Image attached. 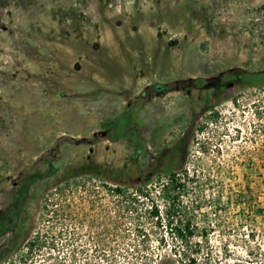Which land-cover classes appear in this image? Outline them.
Returning a JSON list of instances; mask_svg holds the SVG:
<instances>
[{
    "label": "rangeland",
    "instance_id": "374dc122",
    "mask_svg": "<svg viewBox=\"0 0 264 264\" xmlns=\"http://www.w3.org/2000/svg\"><path fill=\"white\" fill-rule=\"evenodd\" d=\"M249 74H264V0H0L1 228L19 184L48 163L178 167L174 220L191 237L164 227L157 199L163 226H143L147 255L129 263L264 264V82L239 79ZM127 112L137 138L113 140L105 121ZM136 142L145 154L132 158ZM44 192L30 187L29 212ZM80 207L65 209L54 248L28 253L0 231V264L108 258V231Z\"/></svg>",
    "mask_w": 264,
    "mask_h": 264
},
{
    "label": "trees",
    "instance_id": "16d2710c",
    "mask_svg": "<svg viewBox=\"0 0 264 264\" xmlns=\"http://www.w3.org/2000/svg\"><path fill=\"white\" fill-rule=\"evenodd\" d=\"M255 76L257 75L249 74L239 79L251 85L264 82V74H260L256 80ZM233 78L225 76L222 81L229 84ZM104 127H111L110 137L113 140L117 137L128 141L137 138V127L130 112L107 119ZM139 154L144 155L145 152L140 143L136 142L131 157ZM183 155L181 153L180 157ZM181 175L185 178L187 174L180 172L178 167L175 170L155 172L142 169V166L132 161L116 169L97 166L60 169L48 163L43 172L29 174L19 184L5 214L6 217H12L10 227L1 228L3 222H0V231L12 230V238L18 243L21 242L19 249L25 248L28 253L42 246L54 248L61 243L66 228L72 222L73 215L67 211L68 208L77 210L81 209V205L89 203V211L92 213L90 226L107 230L112 243L108 258L102 255L96 264H130V261L136 260L135 257L147 255L150 234L144 227L149 226L155 230L163 226L157 199L167 204L164 227L179 239L186 240L191 237L189 222L177 223L174 220L177 213L174 201L184 188L180 183ZM36 184L45 188L46 193L36 199L35 209L31 213L28 211V191ZM74 198L79 201V207L74 206V201L69 203ZM41 225H45L43 238L40 235ZM131 235L134 239H131ZM159 239L161 242V237ZM16 241L13 243L14 247ZM102 247L105 246L101 245V253L104 251Z\"/></svg>",
    "mask_w": 264,
    "mask_h": 264
},
{
    "label": "flooded vegetation",
    "instance_id": "af4514ba",
    "mask_svg": "<svg viewBox=\"0 0 264 264\" xmlns=\"http://www.w3.org/2000/svg\"><path fill=\"white\" fill-rule=\"evenodd\" d=\"M12 242L14 243L15 240L12 239ZM161 260H166V258H162ZM187 261H188V262H191L192 260H191V259H188Z\"/></svg>",
    "mask_w": 264,
    "mask_h": 264
}]
</instances>
